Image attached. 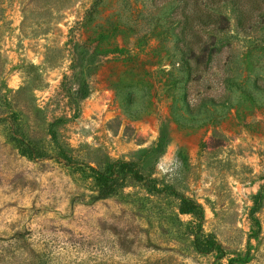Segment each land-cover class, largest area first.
Listing matches in <instances>:
<instances>
[{
  "label": "rangeland",
  "instance_id": "obj_1",
  "mask_svg": "<svg viewBox=\"0 0 264 264\" xmlns=\"http://www.w3.org/2000/svg\"><path fill=\"white\" fill-rule=\"evenodd\" d=\"M0 264H264L262 0H0Z\"/></svg>",
  "mask_w": 264,
  "mask_h": 264
},
{
  "label": "trees",
  "instance_id": "obj_2",
  "mask_svg": "<svg viewBox=\"0 0 264 264\" xmlns=\"http://www.w3.org/2000/svg\"><path fill=\"white\" fill-rule=\"evenodd\" d=\"M262 3L264 5V0H262ZM211 8H212V6H211ZM211 17H212L211 18V23L215 27V29H224L229 24L228 18L225 15L220 14L218 12H215L213 14L211 13Z\"/></svg>",
  "mask_w": 264,
  "mask_h": 264
}]
</instances>
